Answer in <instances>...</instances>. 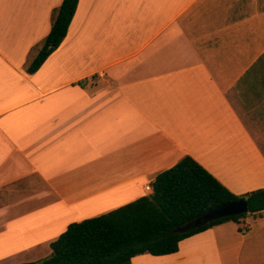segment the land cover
Here are the masks:
<instances>
[{
    "label": "crops",
    "instance_id": "0c3cea01",
    "mask_svg": "<svg viewBox=\"0 0 264 264\" xmlns=\"http://www.w3.org/2000/svg\"><path fill=\"white\" fill-rule=\"evenodd\" d=\"M62 2L0 0V264L47 259L187 156L264 188V0H79L29 74ZM131 264H264V212Z\"/></svg>",
    "mask_w": 264,
    "mask_h": 264
},
{
    "label": "trees",
    "instance_id": "16d2710c",
    "mask_svg": "<svg viewBox=\"0 0 264 264\" xmlns=\"http://www.w3.org/2000/svg\"><path fill=\"white\" fill-rule=\"evenodd\" d=\"M78 2L63 0L54 12L51 31L28 68L29 74L36 73L66 39ZM242 199L247 200L249 213L264 212V188L236 196L187 156L157 176L152 194L107 214L72 223L51 244L47 259L23 264H131L140 255H173L183 240L246 217L242 214L199 227L193 224L207 212ZM188 224L187 231L175 233Z\"/></svg>",
    "mask_w": 264,
    "mask_h": 264
},
{
    "label": "water",
    "instance_id": "95a60500",
    "mask_svg": "<svg viewBox=\"0 0 264 264\" xmlns=\"http://www.w3.org/2000/svg\"><path fill=\"white\" fill-rule=\"evenodd\" d=\"M249 213V206L246 199L238 200L235 202H231L225 205H222L214 210H211L198 218L193 224L195 227H199L204 224H209L213 221L240 216L242 214ZM191 224L180 227L175 230V233H184L190 228Z\"/></svg>",
    "mask_w": 264,
    "mask_h": 264
},
{
    "label": "built area",
    "instance_id": "2783aa9c",
    "mask_svg": "<svg viewBox=\"0 0 264 264\" xmlns=\"http://www.w3.org/2000/svg\"><path fill=\"white\" fill-rule=\"evenodd\" d=\"M145 192L149 195V194H152L153 193V184H147L145 186Z\"/></svg>",
    "mask_w": 264,
    "mask_h": 264
},
{
    "label": "rangeland",
    "instance_id": "374dc122",
    "mask_svg": "<svg viewBox=\"0 0 264 264\" xmlns=\"http://www.w3.org/2000/svg\"><path fill=\"white\" fill-rule=\"evenodd\" d=\"M43 45H44V43H43ZM43 47V46H42Z\"/></svg>",
    "mask_w": 264,
    "mask_h": 264
}]
</instances>
